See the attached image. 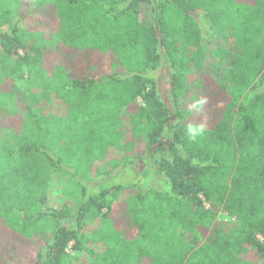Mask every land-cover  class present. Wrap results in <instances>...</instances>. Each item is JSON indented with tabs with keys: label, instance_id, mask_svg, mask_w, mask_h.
I'll return each instance as SVG.
<instances>
[{
	"label": "trees",
	"instance_id": "obj_1",
	"mask_svg": "<svg viewBox=\"0 0 264 264\" xmlns=\"http://www.w3.org/2000/svg\"><path fill=\"white\" fill-rule=\"evenodd\" d=\"M218 33L240 59L223 82L204 79L199 110L175 121L154 76L159 47L181 38L199 66ZM98 60L110 66L103 75H94ZM81 62L90 71H74ZM24 76L47 97L34 102L46 114L25 124L17 86L0 88V131L16 133L0 144V264H80L66 254L71 243L91 264H264V0H0V83ZM136 105L148 148L170 133L172 142L167 157L142 156L120 204L122 182L91 188L76 174L119 142L112 118ZM189 125L205 131L190 140ZM57 174L76 181L75 193L53 208ZM220 213L235 218L234 235L215 230ZM95 215L99 227L82 235Z\"/></svg>",
	"mask_w": 264,
	"mask_h": 264
},
{
	"label": "rangeland",
	"instance_id": "obj_2",
	"mask_svg": "<svg viewBox=\"0 0 264 264\" xmlns=\"http://www.w3.org/2000/svg\"><path fill=\"white\" fill-rule=\"evenodd\" d=\"M31 17V16H30ZM193 17L199 21V24L203 28H209L204 19V16L200 13L194 14ZM29 18V17H28ZM17 20V18H14ZM207 43V42H206ZM255 46V45H254ZM251 45L254 50L255 47ZM237 45L229 38V35L218 33L213 35L209 40L208 44L203 47V59L199 66L195 65V49L190 46H184L183 40L177 39L171 42V49L168 52L167 48L164 46L159 47V55L161 56V66L154 71V76L158 82L160 94L163 101L172 110L173 118L175 121L180 120L178 118L181 116H188L197 111V102L201 101L200 86L204 79L210 80L211 77L217 79L219 82L224 78L227 72L235 68L234 62L239 61L238 52L235 50ZM245 53L244 62L248 65L250 60V54ZM249 55V59L247 56ZM83 60V59H82ZM108 60V59H107ZM107 60H98L95 62L94 75L105 74L108 72L110 66L106 64ZM243 64L241 60L237 66ZM176 66V67H175ZM90 67L83 62L76 65L73 68L77 72H88ZM93 72V69L91 68ZM177 77V86L174 88L173 83L174 78ZM212 80V79H211ZM216 80V81H217ZM3 83V84H2ZM0 83V88L8 89L11 84L16 85L19 89V94L13 98L14 107L17 109L19 116L23 119L25 124H29L36 119V117L44 116L46 111L34 105L36 100H45L47 97L40 93L41 91L35 90L32 87L27 77L24 76L21 80L16 79H6ZM137 105H142L140 98L136 101ZM136 106L131 107L128 110H119L114 116L113 121L116 122L119 134V142L115 145L108 147L105 151V157L102 161H97L92 167H88L82 171V174H76V181L84 183L87 187H96L101 182L103 178L115 179L122 182L125 186L121 197L118 199L117 203L124 204L123 201L130 192L131 187V177L133 174L143 172V163L141 162L142 156L146 153L150 155L151 153H156L155 156H168V148L172 142L171 133L164 138L160 145L157 147L148 148L147 136L145 130V122L132 117ZM48 109V107H47ZM53 109V108H51ZM58 108L53 109L56 113ZM175 116V117H174ZM19 118V117H18ZM15 132L5 133L0 131V144L10 141V139L16 134ZM6 138V139H5ZM157 150V151H156ZM75 149L68 143L62 144L59 149V153L70 160L73 156ZM133 160L135 162H133ZM130 161L131 163L126 167L123 162ZM113 162L118 163V167L113 169ZM72 177L63 174L54 175L50 182V199L49 206L53 208H60L64 204L71 203L72 195L75 191L73 189V184L76 181H72ZM76 207V206H74ZM206 207L209 204L206 203ZM105 210L103 211V213ZM102 213V214H103ZM120 218L125 219V216L121 213ZM235 218L227 215L226 213H220L216 222L215 230L222 231L221 234L229 236V233L234 235L235 228ZM100 218L97 216H91L87 221L86 227L83 230L82 235L90 236V234L99 227ZM233 238V236L230 235ZM92 244H90L91 246ZM96 246H94L95 248ZM98 248L94 249L97 251ZM66 254L69 257H76L80 260V264H91L92 257L87 252H78L74 249V243H71L66 249Z\"/></svg>",
	"mask_w": 264,
	"mask_h": 264
},
{
	"label": "clouds",
	"instance_id": "obj_3",
	"mask_svg": "<svg viewBox=\"0 0 264 264\" xmlns=\"http://www.w3.org/2000/svg\"><path fill=\"white\" fill-rule=\"evenodd\" d=\"M203 103V101L197 102V109L199 110L200 105ZM205 131L204 125L199 126H192L189 125L186 130V135L189 137L190 140H195L197 136H200Z\"/></svg>",
	"mask_w": 264,
	"mask_h": 264
}]
</instances>
